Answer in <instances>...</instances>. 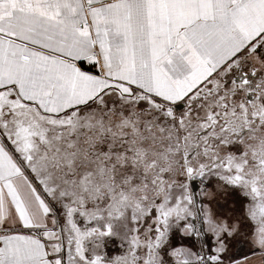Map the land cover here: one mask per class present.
<instances>
[{
    "label": "snow or ice",
    "instance_id": "snow-or-ice-1",
    "mask_svg": "<svg viewBox=\"0 0 264 264\" xmlns=\"http://www.w3.org/2000/svg\"><path fill=\"white\" fill-rule=\"evenodd\" d=\"M252 58L264 64V0H0V264H264ZM161 81L179 98L159 96ZM147 148L178 157L176 175L155 177L167 199L145 194L140 214L79 203L97 162L121 200L148 186L130 162ZM69 224L122 251L78 248Z\"/></svg>",
    "mask_w": 264,
    "mask_h": 264
},
{
    "label": "rangeland",
    "instance_id": "rangeland-1",
    "mask_svg": "<svg viewBox=\"0 0 264 264\" xmlns=\"http://www.w3.org/2000/svg\"><path fill=\"white\" fill-rule=\"evenodd\" d=\"M253 66H258L261 69H264V64H260L255 58H252ZM29 113V112H28ZM182 113H177L180 115ZM264 114V113H262ZM29 116L32 120H29L30 124L36 126L37 130L39 126L44 123L43 119L36 113H32V115H26V118ZM33 116V117H32ZM25 117V116H24ZM163 139H167L164 137ZM260 141H264V135L260 136L258 141L256 142L257 147H261ZM160 141H158L159 143ZM181 147H187V144L182 145ZM243 147H247L245 144ZM251 150L250 148L248 149ZM178 157L175 154V151L169 152L165 150L163 155H156L155 150L152 148H147L144 151H141L136 161H130L133 163L140 172L144 173L148 176L149 180L152 181L148 186L144 185V181L141 180L140 183L133 189L126 186V191L124 193L123 199H119L117 196L113 195L114 185L118 183H123V181L116 182L113 180V173L109 171H105L101 173L100 164L97 162L93 165V170L96 172V175L93 177L92 182L85 183L82 182L80 191L83 194V199L79 200V203L83 205L84 203L95 204L98 199H111V208L113 212H116L117 209L123 211L127 208L130 211L136 212L140 214L144 211L143 205V197L145 194L151 198L152 196H160L164 199L168 198V185L167 182H161L155 177H158L161 170L169 171L173 176L179 172V169L176 168V161ZM154 160L156 162L157 167H152L148 164V161ZM98 213L94 208H90L86 212L82 213V219L86 222L88 220H95ZM79 219V218H78ZM68 228L74 233L76 237L77 247L79 248L81 243H90L91 249L93 253L96 251H100L103 253L104 248L106 247L108 253L112 257H117L122 249L118 248L111 241L103 242L104 247H101V238L98 233H95L92 228L81 227L77 229L74 224H69ZM119 243V241H117ZM109 264H122V261L118 259H114L110 261Z\"/></svg>",
    "mask_w": 264,
    "mask_h": 264
},
{
    "label": "crops",
    "instance_id": "crops-1",
    "mask_svg": "<svg viewBox=\"0 0 264 264\" xmlns=\"http://www.w3.org/2000/svg\"><path fill=\"white\" fill-rule=\"evenodd\" d=\"M207 74H210V72L207 73ZM204 78H205V76H201L200 77V79H204ZM154 91H156L159 96L164 97L165 99H169V100L170 99H174V98L178 99L179 96L182 94L179 89L170 88L167 85V83L164 82V81H161L159 83L158 87L154 89ZM20 107L23 110L22 119H24L26 121L32 120L31 118H29V116L26 118V115H32V113L36 114V110L34 108L30 109V108H26V107H23V106H20ZM3 166H4L5 170H8L10 168V161L7 158L4 159Z\"/></svg>",
    "mask_w": 264,
    "mask_h": 264
}]
</instances>
